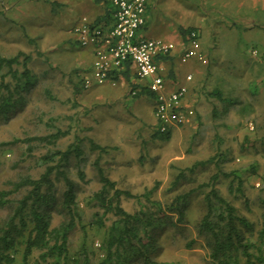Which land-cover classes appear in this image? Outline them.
Masks as SVG:
<instances>
[{"label":"rangeland","instance_id":"374dc122","mask_svg":"<svg viewBox=\"0 0 264 264\" xmlns=\"http://www.w3.org/2000/svg\"><path fill=\"white\" fill-rule=\"evenodd\" d=\"M36 1L0 0V56H19L14 70L21 74L26 61L32 77V85L22 93L23 104L0 116V192L12 190V184L23 177L38 178L46 168L42 157L80 145L82 160L72 154L63 168L75 185L81 214V222L69 235L70 255L85 251L92 264L99 263L104 251L96 244L101 245L116 219L112 213L103 215L94 199L101 188L93 166L97 159L117 189L138 197L139 201L119 199L127 213L157 212L145 201L144 194L150 190V200L159 202L164 211L178 194L192 191L184 221L156 237L152 258L157 264H208L207 238L198 234L197 225L206 212L204 197L210 191L202 185L213 175H218L214 188L252 226L250 232L241 230L245 242H257L264 214V0H227L224 8L221 2L203 0L206 28L202 37L208 43L212 40L213 46L206 45L204 73L195 75L200 81L191 104L196 125L187 123L168 133L159 132L150 107L141 106V112L131 105L134 99L119 101L108 87L99 93L94 88L85 90L83 75L89 79L91 75L89 64L83 69L81 48L71 34L75 16L69 15L68 5ZM162 17L169 21L163 13ZM57 130L65 135L51 143L49 136ZM92 142L105 151L92 150ZM215 156V164L190 172L193 165ZM234 174L242 182L240 192ZM232 179L234 194L228 190ZM64 189L63 182L56 181L59 195ZM26 193L23 189L6 197L10 203L0 206V226ZM64 220L53 213L51 227ZM37 256L34 251L32 261ZM16 258L20 262V253ZM240 262L245 264L244 258Z\"/></svg>","mask_w":264,"mask_h":264},{"label":"trees","instance_id":"16d2710c","mask_svg":"<svg viewBox=\"0 0 264 264\" xmlns=\"http://www.w3.org/2000/svg\"><path fill=\"white\" fill-rule=\"evenodd\" d=\"M25 63L26 61L23 63L24 71L19 74L18 70H14V66H19V56L11 58L0 56V116H6L21 106L24 101L22 93L32 85L30 82L32 77ZM5 69L6 72L3 73ZM7 76L11 77V81L5 80ZM77 92L78 90L75 93ZM64 135L65 132L57 130L49 138L52 140L51 143H54ZM91 149L105 151V148L93 142ZM72 154L78 161L82 160L80 145H71L65 151L56 150L42 157L46 168L38 178L23 177L12 184V190L0 192V206L4 207L10 203L6 197L20 190H27V193L17 201L12 214L0 226V264H92L85 251L74 256L70 255L68 248L69 235L76 227V222H81L75 185L63 169L69 163ZM216 161L215 156L198 162L190 168V172L198 167L215 164ZM93 166L101 184L100 190L94 194V199L103 209V215L112 213L116 217L105 231V237L100 245L104 257L97 264H157L158 262L152 258L157 251L156 237L166 227L175 228L178 227L177 223L184 221L192 191L178 194L164 211L159 202L150 200L153 191L150 190L144 194L145 201L156 208L157 212L142 209L130 214L119 206V199L124 196L138 200V197L128 191L117 189L115 182L105 175L99 159L94 161ZM79 176L83 177V173L79 172ZM224 176L228 177V174ZM233 176L238 180L237 191L240 192L242 182L238 175ZM180 177L182 173L179 174L178 178ZM217 179L218 175H213L207 184L202 185L204 188H210V191L204 197L206 212L197 225L198 234L207 238L206 247L210 251L208 264H241V258H244L245 264H263L264 214L258 241L249 239L250 243L245 242L241 230L246 228L250 232L252 226L245 218L239 216L236 208L214 188ZM234 179L228 187L230 194H234ZM58 180L62 181L65 187L60 195L56 191ZM53 213L65 217V220L55 227H51ZM250 249H255L254 253H251ZM34 251L38 252V256L32 261ZM19 253L20 262H17L16 257Z\"/></svg>","mask_w":264,"mask_h":264},{"label":"built area","instance_id":"2783aa9c","mask_svg":"<svg viewBox=\"0 0 264 264\" xmlns=\"http://www.w3.org/2000/svg\"><path fill=\"white\" fill-rule=\"evenodd\" d=\"M149 0H112L114 7L113 23L104 29L101 25L93 26L85 19L73 28V35L79 46L94 47L91 65V79L84 78L83 88L102 85L109 75L130 64L135 69L138 80H147V90L153 96V116L160 133H166L171 127H181L194 117L191 107L184 106L187 88L180 86L166 92L162 68L158 59L167 57L174 50L173 43L162 39L145 40L139 32L146 23V8ZM256 55V51L253 52ZM196 60L205 61L201 52L200 36L196 31L188 35V47L180 57L181 63ZM191 76L186 80L191 81ZM131 92V95H135ZM248 129L254 127L250 123ZM100 247L99 244H96Z\"/></svg>","mask_w":264,"mask_h":264},{"label":"crops","instance_id":"0c3cea01","mask_svg":"<svg viewBox=\"0 0 264 264\" xmlns=\"http://www.w3.org/2000/svg\"><path fill=\"white\" fill-rule=\"evenodd\" d=\"M40 1H42V4L39 5H49L51 3V1L50 3L47 2L49 0H44L46 2L43 0ZM204 1L206 3L221 2L223 4V8L227 4V0ZM38 2L39 1L37 0L36 3ZM52 2H54L52 4L69 6V15L71 17L73 15L75 16V23L71 30L72 35L73 28L80 24L83 19L93 26L101 25L104 29L110 28L113 23L114 7L112 5V0H52ZM202 2L203 0H149L145 14L146 23L139 32V35L142 39H162L174 44L175 48L171 54L167 57L159 58L157 62L162 68L161 75L165 81L166 92L174 91L180 86H185L187 88V95L183 101L184 106L187 107H192L191 104H193L196 100V91L198 90L200 81L196 80L195 75L204 73V67H206L196 60H190L187 63H181L180 57L188 47V35L191 31H196L199 34L201 52L206 57V59L208 58L206 45L208 44V47L213 46L212 40L208 43L204 40V37H202L203 29L206 28V18H204L201 8ZM162 13L166 17V20L169 18L168 22L164 21ZM155 20H159V29H157ZM73 37L77 43L75 35H73ZM80 48L82 56L79 60L82 63L84 62L83 69L87 68L86 65L89 64L90 73L94 47L83 48L80 46ZM187 76H191V81L186 80ZM83 77L85 78V74ZM147 85L148 81L138 80L135 76L134 67L130 64H126L121 69L112 72L109 75L108 80L102 85H93L92 88L90 87L89 89L85 90L89 91L94 88L96 89V92L99 93L100 91H103L105 87H108L111 89L110 92L115 93V95L120 98L119 101H123L125 97L134 99L132 102L133 104L131 105L137 107L141 112V106L150 107L151 114L154 119V100L153 96L147 90ZM130 92H135L136 94L131 95ZM148 104H150V106H148ZM195 118L196 112H194V117L187 123H195L196 125L197 120ZM183 126L171 127L169 131H173L175 129L178 130Z\"/></svg>","mask_w":264,"mask_h":264}]
</instances>
